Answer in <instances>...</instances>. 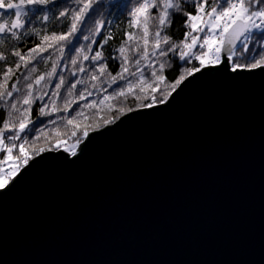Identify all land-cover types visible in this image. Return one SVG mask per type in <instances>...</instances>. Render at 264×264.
I'll return each mask as SVG.
<instances>
[{
  "label": "snow or ice",
  "instance_id": "1",
  "mask_svg": "<svg viewBox=\"0 0 264 264\" xmlns=\"http://www.w3.org/2000/svg\"><path fill=\"white\" fill-rule=\"evenodd\" d=\"M73 2L74 8H58L57 0H0V43L6 36L17 42L22 41V36L40 37V42L26 51L15 46L11 49L15 65L7 67L0 78V109L5 113L0 117L2 264H35L30 259L9 256L6 221L18 197L27 190L35 191L51 183L50 174L70 177L75 192L88 193L101 207L115 203V193L107 190L111 185L123 186L130 192L140 185L159 188L162 196L168 198L161 177L177 183L178 166L190 168L193 159L200 158V146L215 135L222 116L231 121L235 138H217L216 151H240L238 138L244 131L240 117L253 108L257 92L258 232L255 224L246 218L252 212L243 191L248 161L240 157L235 178L214 167L208 171L232 194L229 238L250 252L257 241L259 244L258 260L249 256L234 264H264V0H214L211 5L208 0H191V11L185 6L188 0H137L127 12V29L122 31L119 47L107 56L106 46L115 36L112 22L104 18L94 19L89 34L83 36L87 44L79 47L73 44L86 21L98 12L100 0ZM113 6L120 8L119 0ZM50 14L57 20H67V30L42 35L32 26L36 21L49 22ZM177 14L183 17L185 31L182 39L174 41L167 33ZM152 21L158 23L150 33ZM116 28L119 30V26ZM133 41L136 51L130 59L126 49L132 51ZM69 45L75 52L69 57L72 79L58 72ZM3 56L0 52V58ZM173 59L181 63L177 66L178 74L169 79L166 69L171 67ZM38 60L51 61V69L34 75L33 65ZM109 61L118 62L119 70H110ZM63 67L68 69L69 63ZM129 96L133 97L134 106L114 108L118 97ZM97 104L104 106L107 114L102 119L84 121V110ZM171 118L179 125L188 123L191 127L187 134L177 128L176 142L160 146L159 158L151 163L148 175L132 176L118 157L97 151L100 145L125 141L139 129L152 128ZM61 127L68 131L61 133ZM10 157H14L15 166L6 168ZM60 187L57 182L55 190ZM52 200L51 194L45 198L49 205ZM152 207V201L145 196L138 210L121 209V217L128 221L134 216L147 215ZM65 216L71 219L72 210H67ZM222 219L216 217L217 222ZM81 220L100 228L93 212L83 215ZM26 222L38 223L42 230L50 226L45 216L28 215ZM170 223L172 218L161 209L158 224ZM28 239L26 234L24 240Z\"/></svg>",
  "mask_w": 264,
  "mask_h": 264
},
{
  "label": "water",
  "instance_id": "2",
  "mask_svg": "<svg viewBox=\"0 0 264 264\" xmlns=\"http://www.w3.org/2000/svg\"><path fill=\"white\" fill-rule=\"evenodd\" d=\"M256 97L253 108L240 117L244 130L238 138L240 151H216L217 138H235L231 121L222 116L215 135L200 146V158L193 159L190 168L178 166V182L171 183L166 176L161 177L160 183L168 198L162 196L159 188L140 185L135 192H130L123 186L111 185L107 190L115 193V203L111 207H101L88 193L75 192L70 177L50 174L51 183L35 191H25L10 208L6 221L9 256L30 259L35 264H234L249 256L258 260V241L250 252L239 248L229 238L232 194L208 171L214 167L235 178L240 157L248 161L243 191L252 212L246 218L255 224L258 232V92ZM190 127L188 123L179 125L175 118H171L152 128L145 126L125 141L100 145L97 151L105 156L118 157L132 176L148 175L151 163L159 158L160 146L176 142L177 128L187 134ZM57 182L61 185L58 191L55 190ZM185 193L189 195L186 197ZM50 194L53 200L49 205L45 198ZM145 196L152 201L151 211L125 221L121 209L138 210ZM69 209L73 212L71 219L65 216ZM161 209L172 218V223L167 226L158 224ZM89 212L95 213L99 229L96 224L82 222L81 217ZM28 215L47 217L49 228L42 230L38 223H27ZM217 216L223 217L221 222H217ZM3 224L4 220L0 218V240L3 238ZM26 234L30 239L24 240Z\"/></svg>",
  "mask_w": 264,
  "mask_h": 264
},
{
  "label": "trees",
  "instance_id": "3",
  "mask_svg": "<svg viewBox=\"0 0 264 264\" xmlns=\"http://www.w3.org/2000/svg\"><path fill=\"white\" fill-rule=\"evenodd\" d=\"M214 2V0H208V4L211 5ZM117 3V0H100V5L98 6V12L95 14L93 19L87 20L86 25L82 27L81 32L78 34V39L73 41V44L76 47H79L80 44H87L88 41L83 40L84 35L89 34V30L92 28V24L94 22V19H100L104 18L106 21H111L112 22V28H113V35L115 36L114 40H111L109 44L106 46L105 49V55H109V52L112 49H116L120 45V41L122 39V31L127 29V12L130 10V8L137 3V0H119V4L121 5L120 8H116L113 5ZM187 7V10L191 11L193 10L191 7V0H188V3L185 5ZM57 7L58 8H63V7H68V8H74L75 3L73 0H57ZM55 11V10H54ZM35 20V17H33ZM183 17L179 14H177L173 20L172 26L168 30V35H171L173 37L174 41H179L180 39L183 38V33L185 31V28L183 26ZM67 20H57L55 17L50 14V20L47 23H41L39 21H36V23L32 26L36 27L41 31L42 35L45 34H51V32H61V31H66L67 30ZM157 21H152L150 24V33H153L156 30V25ZM116 26H119V30H117ZM104 31H107V27L104 29ZM101 38L98 37L97 40L99 42ZM40 42V37L39 36H28L24 37L22 36V41L17 42L10 36H6L4 38V42L0 43V52L4 54L3 58H0V78H2L3 72L7 69V67L12 66L14 67L15 65V57L11 54V49L15 47H21L23 50H27V48L34 46V44ZM133 43V49L132 51H129L126 49V53L129 55L130 59H132L135 56V41L131 42ZM95 47V46H94ZM74 49L72 48V45H69L65 49V57L61 61V67L58 69V72H63L65 77L67 79H72L70 76V71H71V66H70V60L69 57L71 55H74ZM47 55V54H46ZM55 58V55L53 54V59ZM64 63H69V68L65 69L63 67ZM87 63V62H85ZM181 62L178 61V59H173L171 61V67H168L166 69L169 79L173 78L174 74H178V69L177 66ZM36 68V73L43 74L51 69V61L45 62L44 60H38L34 65ZM109 66L110 70L113 72L118 71V62H113L109 61ZM55 83V81H53ZM91 99H95V97H90ZM134 99L132 96H129L127 99L124 98H117V100L114 103V108L119 107L125 104L128 105H133L134 106ZM5 114L3 109H0V117ZM107 114L106 109L104 106H101L97 104L94 107H89L84 110L82 119L86 122L91 121L93 119H102L105 115ZM35 116V112H34ZM79 127V125H77ZM65 131H68V129H65L61 127V133H64ZM56 133L53 131L52 135H55ZM62 142H67V141H62ZM2 159V157H0ZM14 157L9 158V162L6 164L7 167H14L15 164L12 163V160Z\"/></svg>",
  "mask_w": 264,
  "mask_h": 264
}]
</instances>
